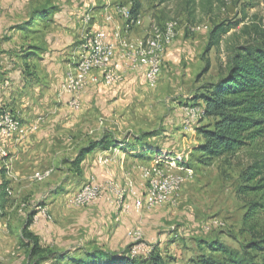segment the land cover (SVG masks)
<instances>
[{"label":"rangeland","instance_id":"rangeland-1","mask_svg":"<svg viewBox=\"0 0 264 264\" xmlns=\"http://www.w3.org/2000/svg\"><path fill=\"white\" fill-rule=\"evenodd\" d=\"M41 1L1 0L0 44L10 41L12 47L17 46L7 54L20 63L19 46L27 44L29 39L23 34L30 32L25 29V33H9L17 24H29L27 15H32ZM112 1L116 5L131 0ZM136 1L140 3L144 27L150 19L165 22L178 18L184 31L166 52L170 50L173 54L168 60L164 59L160 82L152 87L139 75L134 83L119 87L117 97L106 99L98 91L89 100L83 99L78 111L66 103L60 104L54 113L48 110L37 120L36 131L24 138L15 137L6 144L8 155L0 156V171L5 169L10 185L8 202L5 209H0V264H73L71 259L82 256L86 249L94 246L114 253H130L134 242L129 232L133 229L141 230L143 241L158 250L170 264H195L197 257L206 252L207 243L213 240L240 249L251 238L244 220L253 196L239 190L254 150L246 147L210 163L201 162L196 151L201 135L195 128L184 127L181 107L195 104L196 97L204 91L202 86L217 79L230 48L258 38L259 32L264 31V0H210L211 5L206 8V0H170L165 4L157 0ZM49 23L43 22V25ZM220 23L231 28L222 35L218 45L207 50L211 31ZM37 24L30 23L33 28H40ZM201 24L208 29L188 30L189 26ZM140 31L141 28H137L133 33ZM5 55L0 52V60H4ZM44 56L45 51H41L38 57L32 56V61L41 63ZM207 62L210 69L204 73ZM2 70L0 66V75H4ZM38 83L44 91L45 86L50 85ZM1 100L2 108L13 109L11 103L4 102L6 97ZM12 111L26 125L19 113ZM211 121L206 118L201 124L209 125ZM105 132L113 133L116 138L155 133L149 141L158 148L157 157L128 160L123 168L114 160L111 164L109 161L102 164L99 157L97 159L106 168L105 172L108 170L107 174L121 185L126 177L138 181L139 167L156 161L180 170L191 169L194 178L184 183L177 202L146 209L138 216L117 210L112 213L109 207L101 206V210V202L76 206L73 196L90 176L98 179L102 166L97 161V164L83 161L77 168L73 161L83 146ZM15 143L23 145L17 150L10 149ZM49 169L52 170L50 175L42 181L31 179L35 172ZM121 172L125 173L122 177ZM32 215L33 220L29 222ZM212 218H218L224 225L204 230V223ZM254 219L264 224V213L257 212ZM25 227L40 237L41 245L47 250L45 259L29 256L31 245L22 234Z\"/></svg>","mask_w":264,"mask_h":264},{"label":"trees","instance_id":"trees-1","mask_svg":"<svg viewBox=\"0 0 264 264\" xmlns=\"http://www.w3.org/2000/svg\"><path fill=\"white\" fill-rule=\"evenodd\" d=\"M165 4L170 0H157ZM132 2V13L140 14V3ZM191 2V0H189ZM124 4V3H122ZM205 8L211 5L205 1ZM57 7L50 3L40 4L32 15L45 19ZM19 28H25L20 24ZM231 26L217 24L211 31L207 50L218 45L222 35ZM259 37L230 48L226 63L216 80L202 86L203 92L196 97L195 104L203 107V118L196 125L201 142L196 151L199 160L210 163L214 159L232 155L243 148H252L253 160L243 173L240 192L253 196L251 209L245 216L244 225L251 238L240 249H233L220 241L207 243L206 252L199 255L195 264H264V226L260 219H254L257 212L264 213V31ZM210 69L207 62L204 73ZM12 111V110H11ZM211 118L209 125L201 121ZM153 132L116 138L113 133L105 132L100 138L91 140L80 149L73 164L79 168L87 154L96 149L117 147L128 156L140 160L159 156V150L150 142ZM190 168V167H188ZM10 180L5 169L0 171V209L8 202ZM32 215L29 222H32ZM23 238L31 245L29 256L45 259L47 251L40 243V237L25 227ZM73 264H170L158 250L148 256L133 257L128 253H114L101 246L86 249L82 256L71 259Z\"/></svg>","mask_w":264,"mask_h":264},{"label":"built area","instance_id":"built-area-1","mask_svg":"<svg viewBox=\"0 0 264 264\" xmlns=\"http://www.w3.org/2000/svg\"><path fill=\"white\" fill-rule=\"evenodd\" d=\"M132 5V2L115 5L114 11L105 14L97 24L90 11L84 14L83 22L88 29L81 38L77 57L69 65L62 85V93L68 95L69 108L80 110L83 96L93 84L119 86L131 74H143L152 87L160 82L166 52L184 31L178 18L165 22L150 19L148 26L144 27L142 15H134ZM137 28H141V31L134 34L133 31ZM202 29H208V26L201 24L188 28L191 32ZM181 109L184 127L195 130L193 128L203 118V107L188 103ZM37 129V123L25 125L13 111L1 108L0 156L8 155L6 144L13 138H24ZM99 160L102 164L109 161L106 157H99ZM51 171L35 172L31 179L42 181ZM139 173L138 181L126 177L124 185L117 183L112 176L105 181L90 176L73 196L72 202L76 206H90L107 201L119 213L140 214L156 206L175 204L184 183L194 178L191 169L180 170L159 161L139 167ZM223 225L218 218H212L204 223L203 228L211 231ZM129 235L134 242L130 249L133 257L148 256L152 252L153 247L150 248L143 241L141 230L133 229Z\"/></svg>","mask_w":264,"mask_h":264},{"label":"crops","instance_id":"crops-1","mask_svg":"<svg viewBox=\"0 0 264 264\" xmlns=\"http://www.w3.org/2000/svg\"><path fill=\"white\" fill-rule=\"evenodd\" d=\"M26 1L28 3L31 0ZM46 3L57 7L56 11L49 17L41 19L37 15L36 17L35 15H27L29 22L38 23L37 26H40V28H33L29 23L25 25V28L21 29L18 27L20 24H17L9 33V35H12L13 31L25 33V29L30 32V34H23L24 38L28 37L27 39H29L27 44L19 46V50L22 52L19 58L22 60L21 63L17 58L10 57L7 54L13 47L17 46L12 47L10 41L0 44V52L6 54L4 60H0V66L4 70V75H0V87L2 86L3 89V92L0 93V101L6 97L4 102L11 103L13 109L19 113V116L28 126L35 123L39 124L37 120H40L47 113L46 111L49 110L48 113H54L57 110V106L64 103L67 104L68 95L62 93V85L69 65L77 57L81 38L88 29L83 22L84 14L90 11L94 15V23L97 24L102 21L105 14L113 12L115 7V1L112 0H43L40 4ZM117 4L122 3L118 2ZM48 21H50L49 24L43 25V22ZM41 51H45L46 54V56L42 57L41 63L32 61V56L36 55L38 57ZM172 54L173 52L169 50L165 55V60H168ZM139 75L144 77L143 74H131L124 83L115 87L93 84L88 88L83 99L85 101L89 100L91 95L96 94L98 91L102 92L104 94L102 97L106 99L117 97V89L124 84L127 86L134 83ZM39 79L43 83H50L49 86H45V91L38 83L40 82L38 81ZM40 93L42 95L38 97ZM4 95L6 96L4 97ZM2 107L3 105L0 104V109ZM35 116V120L31 121V118ZM20 145L23 144H12L10 149L17 150L21 148ZM98 157H106L109 160V164L113 163V160L119 162L121 168L124 167L125 161L138 160L128 156L117 147H111L106 150L96 149L87 154L84 162L89 161L90 164L93 162L97 164L98 162L100 164ZM94 158L95 161H91ZM100 170L101 173L97 176L98 180L107 179L109 177L107 174L108 170L105 172L106 168L103 166ZM124 174V172H121V177ZM101 206L104 209L109 207L111 212H115L114 207L105 201L100 203V209ZM138 215L132 214V216ZM126 217L130 218L131 216Z\"/></svg>","mask_w":264,"mask_h":264}]
</instances>
